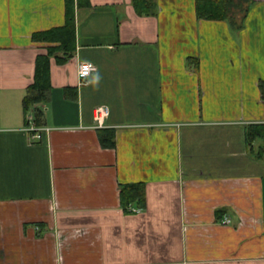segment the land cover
<instances>
[{
	"label": "crops",
	"instance_id": "crops-1",
	"mask_svg": "<svg viewBox=\"0 0 264 264\" xmlns=\"http://www.w3.org/2000/svg\"><path fill=\"white\" fill-rule=\"evenodd\" d=\"M251 1L230 26L199 21L195 0H151L150 16L89 0L32 109L49 130L35 141L23 101L46 51L32 36L64 26V0H0V264H264V164L245 143L264 125V0ZM132 186L137 214L121 206Z\"/></svg>",
	"mask_w": 264,
	"mask_h": 264
},
{
	"label": "trees",
	"instance_id": "trees-1",
	"mask_svg": "<svg viewBox=\"0 0 264 264\" xmlns=\"http://www.w3.org/2000/svg\"><path fill=\"white\" fill-rule=\"evenodd\" d=\"M251 3V0H195L196 17L199 21L227 23L230 26H236L245 20ZM133 6L136 13L141 16L153 15L155 9L151 0H133ZM88 7L89 0H64V26L32 36V42L45 48L46 51L44 56H39L36 59L33 85L28 89V95L23 101L25 115H32L37 128L41 124L42 113L32 109L45 104L48 100L51 90V61L54 60L57 65H64L72 58L75 52L76 12ZM241 13H243V17L239 20L237 17ZM99 138L103 149L115 147L112 132L104 131ZM245 143L248 155L256 162L264 164V125L247 127ZM120 200L125 212L131 213L129 209L132 207L139 210L144 209L143 186L124 188L121 191Z\"/></svg>",
	"mask_w": 264,
	"mask_h": 264
},
{
	"label": "built area",
	"instance_id": "built-area-1",
	"mask_svg": "<svg viewBox=\"0 0 264 264\" xmlns=\"http://www.w3.org/2000/svg\"><path fill=\"white\" fill-rule=\"evenodd\" d=\"M96 72L95 66L92 64H82L79 67V76L80 79L84 80L80 83L81 87H88L89 82L87 81L92 74ZM109 117V110L106 107H99L94 110V122H95V128L97 129H104L105 121ZM26 121L28 124V127L26 129V132L30 134L32 137V140L39 141L41 139L40 134L42 132H49V130H40L36 127L33 118L30 114L27 115ZM129 211L133 214L139 213L137 210L129 209ZM231 224L230 220L224 219L221 223L222 226H229Z\"/></svg>",
	"mask_w": 264,
	"mask_h": 264
},
{
	"label": "rangeland",
	"instance_id": "rangeland-1",
	"mask_svg": "<svg viewBox=\"0 0 264 264\" xmlns=\"http://www.w3.org/2000/svg\"><path fill=\"white\" fill-rule=\"evenodd\" d=\"M243 17V13H241V14H238V17L237 18H239V20L241 19ZM238 20V21H239ZM241 23V22H240Z\"/></svg>",
	"mask_w": 264,
	"mask_h": 264
}]
</instances>
